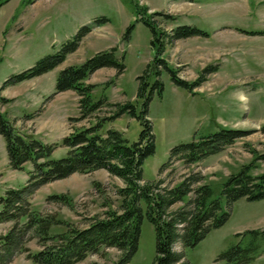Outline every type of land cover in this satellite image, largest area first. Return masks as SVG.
Masks as SVG:
<instances>
[{"label":"rangeland","instance_id":"374dc122","mask_svg":"<svg viewBox=\"0 0 264 264\" xmlns=\"http://www.w3.org/2000/svg\"><path fill=\"white\" fill-rule=\"evenodd\" d=\"M148 12L164 11L177 18L160 20V28L182 25L196 26L207 36L179 39L166 47L162 57L178 70V76L193 81L206 65H217V71L190 93L175 85L167 70L159 76L152 60L156 49L151 45V29L138 19L133 6L123 0H0V87L12 74L34 65L42 57L55 53L70 40L77 30L96 19L105 17L85 35L78 48L52 70L38 77L0 90V113L11 120L22 133L36 136L46 143L60 142L73 128L89 126L99 117L107 116L114 107L103 106L91 117H78V96L72 90L53 94L59 72L80 64L98 51L117 47L116 58L123 64L121 73L113 67L97 69L86 81L95 85L90 92L92 101L107 99L111 103L132 102L139 112L145 97L151 93L147 116L154 134V152L142 165L144 181L157 177L158 170L177 144L208 135L220 127L240 128L249 134L238 139L218 154L209 155L198 163L204 180L219 195L221 184L242 164L252 161L254 154L264 152V35H248L236 28L264 30V0H137ZM151 7V8H150ZM134 27L127 32L129 25ZM147 85L138 97L139 76ZM113 82L106 83L108 80ZM162 84L160 93L152 86ZM152 91V92H151ZM53 94V95H52ZM49 97V98H48ZM115 128L129 141H135L142 129L141 121L121 115L105 122L102 131ZM67 148L58 145L52 158L64 157ZM255 174L264 172V161H253ZM176 173L187 169L174 162ZM31 163L23 169L9 164L6 143L0 135V197L8 188H21L27 180ZM98 185H93V182ZM123 186L120 178L105 169L91 173H74L39 187L31 196L34 209L55 212L60 218L83 226L86 220L119 202L115 187ZM68 193L73 207L47 200L49 194ZM223 208L226 202L221 199ZM1 209V206H0ZM230 216L218 228L212 229L200 242L185 250L189 264H228L219 258L222 252L236 244L249 247L250 259L241 264H264V237L253 240L247 230L264 228V198L248 201L240 198L230 207ZM11 226L0 223V235ZM56 227L53 231H61ZM31 251L39 249L35 238L27 239ZM119 255L115 248L90 254L76 264H111ZM155 255L153 225L144 217L138 249L130 264H152ZM8 264H33L25 253L15 254Z\"/></svg>","mask_w":264,"mask_h":264},{"label":"trees","instance_id":"16d2710c","mask_svg":"<svg viewBox=\"0 0 264 264\" xmlns=\"http://www.w3.org/2000/svg\"><path fill=\"white\" fill-rule=\"evenodd\" d=\"M123 1L130 3L138 19L151 29V45L156 49L152 65L156 68L157 76L161 69H165L175 85L193 94L194 88L206 81L208 74L217 71V65L209 64L191 82L180 78L178 70L162 57L166 47H173L179 39L207 36V33L189 25L160 28L164 25L160 20L172 22L177 17L164 11L147 13L148 7L140 5L137 0ZM100 21L105 22L107 19L103 17L101 20L96 19L94 24L81 26L59 50L42 57L31 67L12 74L3 82L0 90L38 77L61 64ZM133 27V24L129 25L127 32ZM236 29L248 35H264V30ZM116 50L117 47H111L98 51L82 63L69 65L59 72L53 94L72 90L78 96L79 116L70 117L69 120L91 117L103 106L115 108L111 114L99 117L89 126L73 128L60 142L46 143L36 136L24 134L0 113V135L6 143L10 166L23 169L25 163H31L26 183L21 188H8L4 196L0 197V223H11L6 232L0 235V264L10 263L18 253H25L33 264H76L88 255L102 253L108 248L119 251L118 258L111 264H130L138 249L144 217L153 225L155 233L152 264H189L185 258L186 248L195 246L212 229L223 225L230 216L233 202L240 198L248 201L264 198V172H253V161H264V152L254 154L251 162L242 164L238 171L230 173L222 182L216 197H213L211 185L198 169V163L205 157L220 153L249 134L248 130L240 128L220 127L213 133L175 145L170 150L168 160L160 166L157 177L144 181L142 165L155 147L151 122L147 116L151 93L145 97L138 112L132 102L111 103L106 98L92 101L90 92L95 85L86 82L102 67H113L117 74L123 71V64L115 56ZM138 79L140 85L137 96L141 97L147 82L144 75ZM110 82L113 81L110 79L106 83ZM152 87L160 93L162 84L157 79ZM0 100L2 103L11 101L5 97H0ZM124 114L141 121L142 129L135 141L129 142L115 128L102 131L105 122ZM261 131L264 133V125ZM58 145L66 147L67 153L64 157L52 158V152ZM176 161L187 171L177 174L173 166ZM99 169H105L123 182V186L115 187L119 199L116 208L107 205L102 213L89 217L83 226H78L60 218L55 212H42L32 206L30 198L42 185L74 173L86 174ZM93 185L97 186L98 183L94 181ZM221 199L225 200L226 209ZM47 200L73 207V199L68 193L49 194ZM56 227H62L63 230L53 231ZM246 232L252 235L253 240L264 237V228ZM30 238L37 240L39 249L36 251L25 246ZM249 250V247L236 244L222 252L219 258L227 259L228 264H241L250 259L247 256Z\"/></svg>","mask_w":264,"mask_h":264},{"label":"crops","instance_id":"0c3cea01","mask_svg":"<svg viewBox=\"0 0 264 264\" xmlns=\"http://www.w3.org/2000/svg\"><path fill=\"white\" fill-rule=\"evenodd\" d=\"M151 8V7H150Z\"/></svg>","mask_w":264,"mask_h":264}]
</instances>
